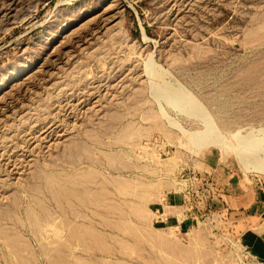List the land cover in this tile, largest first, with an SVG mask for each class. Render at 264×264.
<instances>
[{
	"label": "rangeland",
	"instance_id": "rangeland-1",
	"mask_svg": "<svg viewBox=\"0 0 264 264\" xmlns=\"http://www.w3.org/2000/svg\"><path fill=\"white\" fill-rule=\"evenodd\" d=\"M0 264H264V0H0Z\"/></svg>",
	"mask_w": 264,
	"mask_h": 264
},
{
	"label": "bare ground",
	"instance_id": "bare-ground-1",
	"mask_svg": "<svg viewBox=\"0 0 264 264\" xmlns=\"http://www.w3.org/2000/svg\"><path fill=\"white\" fill-rule=\"evenodd\" d=\"M249 161V160H248ZM253 165V164H252ZM255 165V164H254Z\"/></svg>",
	"mask_w": 264,
	"mask_h": 264
}]
</instances>
